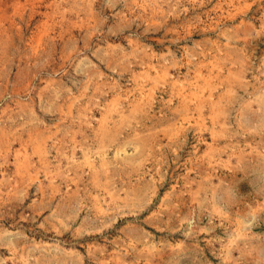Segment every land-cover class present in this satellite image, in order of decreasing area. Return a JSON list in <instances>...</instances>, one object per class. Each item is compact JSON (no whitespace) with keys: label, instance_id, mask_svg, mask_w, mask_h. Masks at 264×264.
I'll return each instance as SVG.
<instances>
[{"label":"rangeland","instance_id":"obj_1","mask_svg":"<svg viewBox=\"0 0 264 264\" xmlns=\"http://www.w3.org/2000/svg\"><path fill=\"white\" fill-rule=\"evenodd\" d=\"M0 264H264V0H0Z\"/></svg>","mask_w":264,"mask_h":264}]
</instances>
